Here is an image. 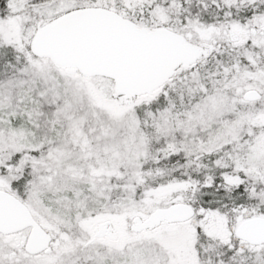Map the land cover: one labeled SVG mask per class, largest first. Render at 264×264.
Listing matches in <instances>:
<instances>
[{
    "label": "snow or ice",
    "instance_id": "snow-or-ice-1",
    "mask_svg": "<svg viewBox=\"0 0 264 264\" xmlns=\"http://www.w3.org/2000/svg\"><path fill=\"white\" fill-rule=\"evenodd\" d=\"M0 264H264V0H0Z\"/></svg>",
    "mask_w": 264,
    "mask_h": 264
}]
</instances>
